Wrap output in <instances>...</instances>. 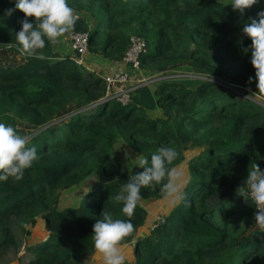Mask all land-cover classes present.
Listing matches in <instances>:
<instances>
[{
	"label": "trees",
	"instance_id": "16d2710c",
	"mask_svg": "<svg viewBox=\"0 0 264 264\" xmlns=\"http://www.w3.org/2000/svg\"><path fill=\"white\" fill-rule=\"evenodd\" d=\"M68 3L80 15L74 30L86 33L88 49L119 58L130 33L145 41L139 66L160 72L188 60L208 77L157 78L149 108L120 104L105 94L101 74L79 69L70 53L51 44L44 59L25 53L15 38L24 14L16 0H0V47L22 58L16 65L0 62V122L31 127L40 156L22 180L0 181V249L18 245L17 226L41 217L46 233L25 247L27 264H82L80 253L94 246L92 229L102 211L129 219L114 197L143 169L136 162L119 170L111 148L121 139L149 161L161 146L174 147L179 156L170 167L184 150L199 149L186 160L187 201L174 204L143 236L126 239L133 254L126 264H264L253 203L236 192L253 165L264 170V107L217 82L253 84L251 51L245 52L251 40L242 29L259 19L264 0L243 14L221 0ZM6 9L14 11L6 15ZM89 176L77 202L59 205L57 192ZM141 191L142 198L163 195L160 186ZM144 215L138 204L130 218L135 231Z\"/></svg>",
	"mask_w": 264,
	"mask_h": 264
},
{
	"label": "clouds",
	"instance_id": "9594fccd",
	"mask_svg": "<svg viewBox=\"0 0 264 264\" xmlns=\"http://www.w3.org/2000/svg\"><path fill=\"white\" fill-rule=\"evenodd\" d=\"M259 0H231L233 10L241 14L256 5ZM15 8L24 18L19 21L21 28L15 34L16 41L23 51L37 59H44L43 49L49 44L55 45L66 34L74 31L80 19L78 11L69 5L68 0H16ZM13 9H6L11 15ZM259 19H251L242 32L250 38L251 45L245 52L251 51V64L255 69L257 88L264 94V11L257 13ZM29 18H34L32 22ZM252 78L249 77L251 82ZM29 133H21L18 127L0 122V181L23 179L25 170L31 168L40 159L36 146ZM179 156L171 146H161L151 155L150 161L141 157L136 166L143 171L128 177L118 194L114 197L123 205L122 212L129 219L113 218L109 211H102V219L93 225L92 239L95 250L103 257V264H126L122 242L131 237L135 226L131 217L142 200V189L160 186L162 194L173 204L185 203L187 193L183 173L170 167ZM98 181V178L95 179ZM237 195L251 200L256 212L255 224L260 233H264V170L258 164L249 169Z\"/></svg>",
	"mask_w": 264,
	"mask_h": 264
},
{
	"label": "rangeland",
	"instance_id": "374dc122",
	"mask_svg": "<svg viewBox=\"0 0 264 264\" xmlns=\"http://www.w3.org/2000/svg\"><path fill=\"white\" fill-rule=\"evenodd\" d=\"M221 1L226 5L231 6V0ZM67 37V35L62 37L59 43L52 45V48H59L70 53L71 55H74V52L69 46ZM2 47L6 51H9L7 46ZM92 47L98 48V45L95 44ZM17 52V54L15 52L13 53L20 56L19 51ZM12 58L13 57H10L8 52H5L0 56V61H8L12 60ZM82 58L84 59L85 66L77 64L76 66L79 69H83V67H85V69L88 71H94L96 69L97 71L103 73L101 74V76L108 74L109 72H111V70L126 71L129 80L127 84L123 85V87L133 85L132 89L129 90L130 100L135 101L140 105L143 104L146 108H149V105L152 102L151 87L155 79L171 75L172 77H177V79L181 81H189L190 83H194L196 78L207 76L199 73L198 70H196L194 67H191L188 60H182L180 62H177L176 64L170 65L164 71L154 72L148 68L141 66H139L138 69H130L128 66L127 68H117L116 66H119L121 62L118 61L115 63L114 61H112V58L103 55L99 52V50L94 51L87 48V51L82 55ZM21 60L22 58L20 59V61ZM14 64H16V60ZM114 67L115 70L113 69ZM253 81V84L249 86L234 84L236 86H230V88L236 93V95H239V97L247 96L250 100L264 107V94H261L258 91L256 78H254ZM109 91L112 92V88H109ZM19 129L23 133H29L32 128L22 125ZM111 149L118 158L120 171L130 170L140 158V155L136 152L137 150L124 143L121 139H117L112 144ZM198 150L199 149L196 147L184 150V158L174 166L178 171L183 173L182 180H184V177L188 173L186 159L191 155V153H196ZM91 178L93 177L89 176L88 178L81 180L78 184H73L57 192L59 194V205H66L70 202H77L80 195L85 191V186L89 181H91ZM139 204L143 206L145 215L143 223L136 228L135 235L137 236H143L145 233H147L149 229H151V227L156 223V221L160 220L161 215L167 213V211L174 205L171 200L166 198L164 195L160 197L142 198ZM14 233L18 239V245H8L0 249V264H27L26 258L28 256V253L24 251L25 247L27 246V244H31L37 239H40L42 235L46 233L44 221L41 217H37L36 222L33 226L25 225L22 228H19L17 226V228L14 230ZM121 247L126 256V260H131L133 258L132 240L123 241ZM80 259L82 261V264H103V257L95 250L94 246L92 247V249L83 250L80 253Z\"/></svg>",
	"mask_w": 264,
	"mask_h": 264
},
{
	"label": "built area",
	"instance_id": "2783aa9c",
	"mask_svg": "<svg viewBox=\"0 0 264 264\" xmlns=\"http://www.w3.org/2000/svg\"><path fill=\"white\" fill-rule=\"evenodd\" d=\"M66 35L68 36L67 39L69 42V46L71 50L74 52L73 57L75 63L78 65L85 66V62L84 59L82 58V55L87 51L86 33L74 30ZM144 48H145L144 39L138 35L131 34L128 36L127 43L123 50V53L120 55L119 58L113 59L112 61H114L115 63L120 61L124 65L128 66L130 69H138L139 54ZM102 80L104 83L105 94H107L109 98L116 100L120 104H123L130 100L129 90L132 89L133 85H130L128 87H123V85L127 84L129 80L126 71H111L108 74L102 75ZM218 83L228 87L229 89H231L230 86L231 87L236 86L234 84H224L219 81ZM109 88H112V92L109 91ZM237 88H243V87H237ZM253 207L255 209L254 203H253ZM160 220L162 219L160 218Z\"/></svg>",
	"mask_w": 264,
	"mask_h": 264
},
{
	"label": "crops",
	"instance_id": "0c3cea01",
	"mask_svg": "<svg viewBox=\"0 0 264 264\" xmlns=\"http://www.w3.org/2000/svg\"><path fill=\"white\" fill-rule=\"evenodd\" d=\"M5 52H8V54H9V56L10 57H13L12 58V60H8V61H0V62H3V63H7V64H9V65H16V64H18L19 62H21L20 61V59H21V57L19 56V55H16L18 52L16 51V50H11V49H9V51H6L5 49H3V47L1 46V49H0V56L2 55V53H5ZM13 52H15L16 54H14ZM14 54V55H13ZM73 55V54H72ZM74 56V55H73ZM14 58H15V60H16V64H14V62H15V60H14ZM18 60V61H17ZM90 66V65H89ZM117 68H123V67H125V68H127V66H125V65H123V64H119V66H116ZM114 70H115V67L113 68ZM112 71V70H111ZM90 72H94L95 74H103V73H101L100 71H97L96 69L94 70V71H90ZM187 160V159H186Z\"/></svg>",
	"mask_w": 264,
	"mask_h": 264
},
{
	"label": "water",
	"instance_id": "95a60500",
	"mask_svg": "<svg viewBox=\"0 0 264 264\" xmlns=\"http://www.w3.org/2000/svg\"><path fill=\"white\" fill-rule=\"evenodd\" d=\"M44 221V220H43Z\"/></svg>",
	"mask_w": 264,
	"mask_h": 264
}]
</instances>
